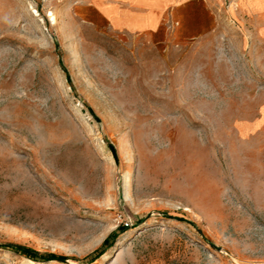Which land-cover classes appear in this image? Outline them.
Wrapping results in <instances>:
<instances>
[{"label":"rangeland","instance_id":"obj_1","mask_svg":"<svg viewBox=\"0 0 264 264\" xmlns=\"http://www.w3.org/2000/svg\"><path fill=\"white\" fill-rule=\"evenodd\" d=\"M238 9L177 42L0 0V245L63 258L0 264H264V43Z\"/></svg>","mask_w":264,"mask_h":264},{"label":"crops","instance_id":"obj_2","mask_svg":"<svg viewBox=\"0 0 264 264\" xmlns=\"http://www.w3.org/2000/svg\"><path fill=\"white\" fill-rule=\"evenodd\" d=\"M226 0H84L109 29L127 35L171 37L177 42L215 32ZM246 35L264 43V0H234ZM241 15V16H240Z\"/></svg>","mask_w":264,"mask_h":264},{"label":"trees","instance_id":"obj_3","mask_svg":"<svg viewBox=\"0 0 264 264\" xmlns=\"http://www.w3.org/2000/svg\"><path fill=\"white\" fill-rule=\"evenodd\" d=\"M178 220H183L181 218H177ZM119 231L125 230V227L120 226L118 227ZM115 232L110 233L101 243L100 247L93 251L90 255L86 257L89 261H94L96 258H98L105 248L111 243L112 239L115 236ZM0 248L6 249L16 255H19L29 261L32 262H50V261H62L63 258L59 257L52 253H38L35 250H32L31 248L21 246V245H0Z\"/></svg>","mask_w":264,"mask_h":264}]
</instances>
